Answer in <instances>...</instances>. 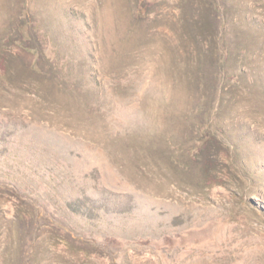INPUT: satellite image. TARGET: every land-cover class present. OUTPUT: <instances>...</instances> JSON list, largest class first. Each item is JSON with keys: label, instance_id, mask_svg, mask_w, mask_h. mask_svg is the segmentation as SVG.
Returning a JSON list of instances; mask_svg holds the SVG:
<instances>
[{"label": "rangeland", "instance_id": "374dc122", "mask_svg": "<svg viewBox=\"0 0 264 264\" xmlns=\"http://www.w3.org/2000/svg\"><path fill=\"white\" fill-rule=\"evenodd\" d=\"M0 264H264V0H0Z\"/></svg>", "mask_w": 264, "mask_h": 264}, {"label": "trees", "instance_id": "16d2710c", "mask_svg": "<svg viewBox=\"0 0 264 264\" xmlns=\"http://www.w3.org/2000/svg\"><path fill=\"white\" fill-rule=\"evenodd\" d=\"M207 135H208V134H206L205 131L202 132L201 135H200V138L198 139V142L203 143V142L205 141V139L207 138ZM15 197H16V196H15ZM15 197H14V201H15V202L18 201V200L20 199L19 196L16 197V198H15Z\"/></svg>", "mask_w": 264, "mask_h": 264}]
</instances>
